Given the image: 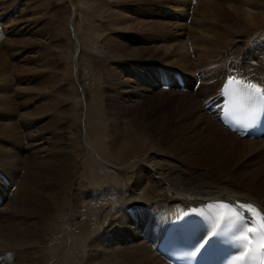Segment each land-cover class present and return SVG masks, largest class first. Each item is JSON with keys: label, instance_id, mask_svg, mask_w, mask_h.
I'll use <instances>...</instances> for the list:
<instances>
[{"label": "rangeland", "instance_id": "1", "mask_svg": "<svg viewBox=\"0 0 264 264\" xmlns=\"http://www.w3.org/2000/svg\"><path fill=\"white\" fill-rule=\"evenodd\" d=\"M218 2L219 0H0V137L3 134L1 130L7 127L13 134L17 131H21L22 135L28 133L30 137L19 139L20 145L29 148L33 146L31 153L25 150L20 153L19 144L14 137L5 141L0 138V160L5 161L3 153L11 163L14 156L20 159L17 166L13 163L0 166V196L5 194L3 200H0V221L6 220V213L3 214V211L12 209L9 206L12 202L10 199L16 193L24 172L22 170L14 179L5 169L9 171L10 168L7 167L12 166L13 169L20 165L21 168L29 169L38 153L47 161L46 153H51L52 148H59L63 144L71 146L76 140L74 132L77 124L87 152L106 166L107 170L120 177L118 183L122 192L118 198L127 201V206L123 205L124 212L128 213L126 208L136 212L135 214L129 210L137 223L131 221L126 225L133 228L138 226L136 228L140 232V236L129 235L115 240L113 244L107 241L93 243L89 240L86 245L91 246V250L85 248L84 251L87 255L95 252V248L96 251H107L99 263L122 264L107 261L113 248L127 246L130 247L127 250H131V247L133 250L137 249L141 241L149 242V237L141 238V220L138 221L140 216L146 215L142 222L149 227L153 216H156V203L153 200L159 199L155 190L153 195H146L142 189L150 182L151 173L147 169L144 171L145 168L154 167L148 161H161L163 169L174 167L176 173H170L173 179L179 176L186 178L192 174L205 176L207 168L204 166L207 162L204 160L203 148L199 151L191 149L199 148L201 143H205L203 138L207 126L217 116V113L213 117L205 111L206 108H213H205L212 95L209 98L202 94L213 75L216 78L221 76L219 72H214V66L229 68L231 63L240 64L243 58H253V50H256L264 62V20L247 26L245 22L239 21L236 13L243 11L246 14L244 18H247L248 13L255 12L258 7L262 8L258 0H228L221 3L223 9L218 8ZM93 41L98 46L96 49L91 46ZM237 45L238 49L235 48ZM195 46H203L202 53V49L197 48L198 51ZM216 47L219 48L218 54L213 53L216 52ZM197 54L201 55L198 57ZM217 60V65H209ZM153 69L157 71V75H149V71ZM234 69L233 66L230 67L228 73L248 75L245 64L238 71ZM161 70L171 83L164 82L163 76L162 83L157 81ZM176 72L183 74L185 78L189 77L190 89L178 88ZM196 82L200 83L199 88V84L194 86ZM133 88L136 91L130 92ZM125 93L133 94V101L123 100ZM53 99L58 100L55 108L51 102ZM98 108L101 113L125 110L135 118L142 117L143 127L147 132H140L152 143L151 149L137 157L129 155L124 162H115L117 165L104 158L95 145L91 130L93 113L99 111ZM105 124L113 127L108 119ZM126 124L129 123H124ZM61 125L64 126L63 133L57 131ZM109 130V143L106 144L109 146L106 148H111L110 142L120 136L115 132L118 129ZM49 131L54 132L53 135ZM40 133L46 139L34 141L33 138L41 136ZM57 135H61L59 142L56 140ZM141 135H133L131 131H127L124 138L135 141ZM123 141L122 137L120 143ZM215 143L208 146L213 150L219 149ZM184 144L187 145V150L182 146ZM260 156H246L236 160L221 173L217 172L222 171L221 166L218 167L219 163L212 166L217 171L209 170L221 176L225 174L224 176L234 177L238 184V181L244 183L243 189L258 196L252 188L263 186L264 156ZM31 157L35 158L33 162ZM82 161L83 159L79 163L80 168L83 166ZM158 176L155 174L156 180ZM47 177L57 179L56 168L47 172ZM134 179L140 188L133 186ZM131 187L132 190L129 191ZM155 188L159 190V185ZM141 196H147L146 199L152 202L149 201L144 206L140 202ZM99 214L101 220H105L104 217L109 214L113 215L116 223L117 218H122L118 206L108 204L101 206ZM99 223L106 226L111 221ZM94 227V230L99 231L100 225ZM113 227L116 229L115 225ZM149 232L154 238L157 237L153 227ZM34 242L37 243V237ZM83 260L86 264H93L89 256ZM0 264H15V260L0 256Z\"/></svg>", "mask_w": 264, "mask_h": 264}, {"label": "bare ground", "instance_id": "2", "mask_svg": "<svg viewBox=\"0 0 264 264\" xmlns=\"http://www.w3.org/2000/svg\"><path fill=\"white\" fill-rule=\"evenodd\" d=\"M225 1L228 2V0H219V9H223L221 3L224 4L226 3ZM258 2V4L264 8V0H258ZM225 5L224 7L226 8L227 6ZM262 8L258 7L255 12H251V14L248 13L247 18H244L246 14L243 13L245 12L237 11V17L240 22H245L247 26L256 25L264 20V11ZM228 12H230L229 9ZM253 43L254 41L251 44ZM91 46L95 49L98 47L94 41L91 43ZM195 48L202 49L201 53L204 49L203 46H195ZM235 48L238 49V45ZM214 49L216 52L213 53L218 54L219 48L216 47ZM197 50L199 51V49ZM253 51L255 52L253 58L249 60L243 58V60L239 62L240 64L235 62V64L232 65L231 63L229 68H216L214 66V72H219V75L221 76L216 78L215 75H213V79L210 80V83L207 81L208 86L203 90L202 94L209 98L211 97L210 95H212L213 100L219 103L217 107L213 106L212 109H207V104H205L206 109H204L206 113L208 112L212 114L213 117L215 113H217V116L214 117V120L212 119V124L209 123L207 126V131L203 138L205 143H201L199 148L194 147L191 149L193 151H199L203 148L205 156L204 160L207 162L204 166L207 168L204 172L206 173L205 176L202 177L201 175L198 177L197 175L194 176L192 174L186 178L179 176L178 178L173 179L170 177V173L175 172L174 167L163 169L161 161H154L152 163L151 161H148V163L154 165V167L145 168L144 171L147 169V172L151 173L149 177L150 182L142 189L146 195L151 193L153 195V190H155L158 193L159 199H157V201L153 200V202L156 203V216H153L149 227L147 228L144 226L142 222L146 215L140 216L138 221L141 220V238L149 237L150 240L149 242L146 240H143V242L141 241L138 244L137 249L133 248V250L132 247L131 250H127L130 248L127 246H121L119 249L113 248L112 254L107 261L110 263L117 262L122 264H171L167 258V254L170 251L168 242L177 237L175 232L178 225L175 224V221L182 218L191 209L194 213H196L197 210H201L207 201H211L208 206L212 208L223 207L228 210H240L256 230H261L263 232L262 239L264 240V197H262L264 196V182H262L263 186L252 188L258 195L256 196L249 190L243 189L242 187L244 186V183L238 181L242 185L238 184L234 177L230 178L229 175H227L228 177L224 176L225 174H222L221 176L220 174H215L209 170L217 171L212 166L219 163L218 167L221 166L222 171L217 172L221 173L230 168V164L246 156H264V141H261L264 139H251L235 134L228 120L229 107L232 105L234 95L236 94V97H239L240 99L244 98L239 94V85H235L234 82L239 83L242 81L249 85L251 84L250 81H253L256 85L261 87L264 86V62L260 55L256 53V50ZM200 55L201 54H199L198 57ZM212 63H214L213 65H217L218 60L216 62L212 61L209 65ZM243 64H245L246 72L248 73L247 76L249 78L245 77L246 75L243 73H233V75L232 73H228L230 67L233 66L235 68L234 70L238 71V68L242 67ZM234 70H232V72H234ZM156 72L154 69L150 70L149 75H157ZM161 76H163L162 78L164 82H172L169 81V79H166L167 76H164L163 72L157 80L158 82L162 83ZM197 76L198 75L195 73V77ZM188 78L187 87H190L191 85L189 84ZM134 91H136L134 88L130 90V92ZM262 93L264 95V90H262ZM133 96V94L126 95L125 93L122 99L124 100L125 98L126 101H131L132 99L133 101ZM51 102L54 103V105H52L54 108L58 104V100L56 99L51 100ZM4 104L5 106L7 105L6 101ZM124 111L101 113L99 109V111L93 113L91 130L93 137L95 138L93 139L95 145L98 147L104 158H107L114 163L124 162L129 155L135 157L142 155L152 147V143L149 142L145 136L141 135V132H147L143 127L144 121L142 120V117L141 119L135 118L131 113ZM206 113L205 115H207ZM106 119H108V122L110 121L112 123L113 127H109L105 124ZM102 121H104L103 126ZM124 123L129 124L124 125ZM76 126L78 128L77 124ZM77 128L75 127L74 132V138L76 140L71 143V146L69 145L70 148H67L69 147L67 146L68 144H63V146H60L59 148H52L51 153H46V151L47 161H44L42 155H40L41 153H38L34 162L33 159L35 158L31 157V162L33 163L30 165L29 169L21 168V165L13 169L12 166L9 165L10 167L7 168H10V170L7 171V169H5L6 172L14 177V179L15 176H19V173L22 172V170L24 172L23 179L18 183V187L16 188V193H14V196L12 195L13 197L10 199L12 202L9 206L12 207V209H9L10 211L5 209L3 214L6 213V220L3 222L0 221V256H3V258L5 256L10 257L15 260V264H86L83 258L89 256L93 264H97L103 260L104 253L107 251H96V248L94 247L95 252H91L90 255H87V252L84 251L85 248L91 250V246L86 245L87 241L90 240L93 243L96 241L98 243L107 241L113 244L115 240L125 238L126 236L129 237V235L131 237L140 236V232L136 228L138 226H134L133 228L126 225L127 223L134 221L133 219L136 218H132V214L129 211L131 210L130 208H126L128 213L124 212L123 208L125 206L123 205L127 206V201L118 198L119 194L122 192L121 186L118 183L120 177L107 170L106 166L101 165L91 154H89V152H87V148L81 140V129L77 130ZM113 128L115 130L118 129L115 132L120 135L117 136L119 140L116 139L111 141V148H106L109 146V144L106 146V144L109 143L107 140V137L110 135L109 129ZM63 130L64 126L61 125L57 131L63 133ZM1 131L3 134L0 138H4V141L7 140V138L14 137L18 142L17 144H19L20 153L24 150L27 153H31L33 146H30V148L25 147V145H20L21 141L19 142V139L26 138L27 136L30 137L28 133L22 135L21 131H17L13 134L7 127H4ZM127 131H131L133 135L141 136L135 141L125 139L124 136ZM49 133H52L53 135L54 132L49 131ZM62 133L60 134L62 135ZM40 135L41 136H35L33 140L41 141V139H46V136L41 133ZM61 135H57V142L60 141ZM121 136L124 141L120 143L122 139ZM165 136L166 139H169L167 135ZM51 138L53 139V136ZM211 143L217 144V147L220 148L213 150L208 146ZM182 146L184 149L187 147L186 144ZM187 149L188 148L185 150ZM2 157L5 161L0 160V166L6 164H14L17 166L20 162L19 157L16 158V156L13 157V164L10 162L11 160H8L9 163H7L8 156L5 153L2 154ZM224 158H226L225 161ZM81 159H83V166L81 165L82 167L80 168L79 163ZM53 168H56L57 170V179H50L47 177V172ZM155 174L159 175L158 180L155 179ZM136 183L137 181L134 179L133 186L136 189L140 188ZM141 183H143V181H141ZM115 184L116 186H114ZM157 184L159 185V190H156L155 188ZM207 187L209 189H205ZM131 190L132 187L129 191ZM169 190L172 191L169 193ZM176 191H180L181 193H177ZM4 195L0 196V200H3ZM146 198L147 196H141L140 198V202L143 205L149 204L148 202L150 200L148 201ZM145 200H147V202H145ZM104 204L118 206L122 215L121 220L117 218L118 223H116V218H113L114 216H110V214H107L108 216L104 217L105 220L100 219L101 215L99 212L101 206H105ZM131 211L134 210L132 209ZM134 213L136 214L135 211ZM147 219L149 221L148 217ZM106 220L109 222L111 221V226H105L99 223ZM133 223L136 224L137 222L134 221ZM39 225H41V228ZM98 225H100V227H98L99 231L96 229L95 231L94 226L97 227ZM114 225L116 226V229L113 227ZM151 227H153L154 233L157 234L156 238H154L149 232ZM228 231L230 230H227V232ZM35 237H37V243L34 242ZM163 239H166L167 243H163ZM226 244L227 240L224 245L226 246ZM156 249L161 253H157ZM34 252L36 253L34 254ZM99 264L107 263L102 262Z\"/></svg>", "mask_w": 264, "mask_h": 264}, {"label": "snow or ice", "instance_id": "3", "mask_svg": "<svg viewBox=\"0 0 264 264\" xmlns=\"http://www.w3.org/2000/svg\"><path fill=\"white\" fill-rule=\"evenodd\" d=\"M233 219H234L233 217H226L223 220V224H230V223H232Z\"/></svg>", "mask_w": 264, "mask_h": 264}]
</instances>
